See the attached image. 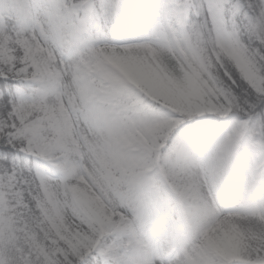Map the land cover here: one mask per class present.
Segmentation results:
<instances>
[{"label":"snow or ice","instance_id":"6c2138e0","mask_svg":"<svg viewBox=\"0 0 264 264\" xmlns=\"http://www.w3.org/2000/svg\"><path fill=\"white\" fill-rule=\"evenodd\" d=\"M0 264H264V0H0Z\"/></svg>","mask_w":264,"mask_h":264},{"label":"clouds","instance_id":"9594fccd","mask_svg":"<svg viewBox=\"0 0 264 264\" xmlns=\"http://www.w3.org/2000/svg\"><path fill=\"white\" fill-rule=\"evenodd\" d=\"M237 2H245L246 0H237ZM207 51L203 53V57L205 61H207L208 57L210 55H214L212 49H213V43H212V37L208 38V43L206 45ZM212 71L219 75L218 72H216L215 69H212ZM87 167L91 168V162H87ZM50 171H55L54 168L50 169ZM69 185H78L79 184V177L78 175H74L72 179L67 181ZM83 187V185H81ZM54 190L56 193V199H58L61 202V211L64 213V215L68 218V220H71L73 215L77 212H82L81 206L77 200L73 198L71 194L65 195V190L62 187L54 186Z\"/></svg>","mask_w":264,"mask_h":264},{"label":"trees","instance_id":"16d2710c","mask_svg":"<svg viewBox=\"0 0 264 264\" xmlns=\"http://www.w3.org/2000/svg\"><path fill=\"white\" fill-rule=\"evenodd\" d=\"M11 83V85H12V91H15V85H16V82L15 81H12V82H10Z\"/></svg>","mask_w":264,"mask_h":264}]
</instances>
